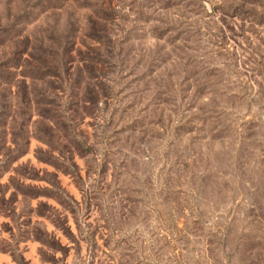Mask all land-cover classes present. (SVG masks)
<instances>
[{"label":"rangeland","instance_id":"obj_1","mask_svg":"<svg viewBox=\"0 0 264 264\" xmlns=\"http://www.w3.org/2000/svg\"><path fill=\"white\" fill-rule=\"evenodd\" d=\"M32 259L264 264V0H0V264Z\"/></svg>","mask_w":264,"mask_h":264},{"label":"crops","instance_id":"obj_2","mask_svg":"<svg viewBox=\"0 0 264 264\" xmlns=\"http://www.w3.org/2000/svg\"><path fill=\"white\" fill-rule=\"evenodd\" d=\"M32 261H33V262H32ZM31 263H32V264H42V263H40L39 261H37V260L35 261V260H33V259L31 260Z\"/></svg>","mask_w":264,"mask_h":264},{"label":"trees","instance_id":"obj_3","mask_svg":"<svg viewBox=\"0 0 264 264\" xmlns=\"http://www.w3.org/2000/svg\"><path fill=\"white\" fill-rule=\"evenodd\" d=\"M53 166H54V165H53ZM37 196H40V195L38 194V195H36V197H37ZM41 196H47V197H49V195L46 194V193H45V195L43 194V195H41Z\"/></svg>","mask_w":264,"mask_h":264}]
</instances>
